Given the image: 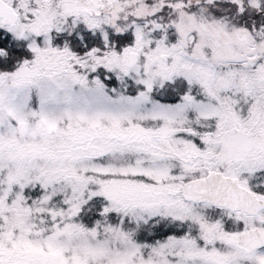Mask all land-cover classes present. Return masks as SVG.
I'll return each mask as SVG.
<instances>
[{"label": "snow or ice", "instance_id": "1", "mask_svg": "<svg viewBox=\"0 0 264 264\" xmlns=\"http://www.w3.org/2000/svg\"><path fill=\"white\" fill-rule=\"evenodd\" d=\"M0 264H264V0H0Z\"/></svg>", "mask_w": 264, "mask_h": 264}]
</instances>
